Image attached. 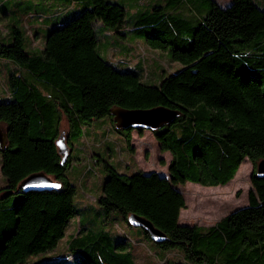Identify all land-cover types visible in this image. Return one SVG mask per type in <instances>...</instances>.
<instances>
[{
    "label": "trees",
    "instance_id": "1",
    "mask_svg": "<svg viewBox=\"0 0 264 264\" xmlns=\"http://www.w3.org/2000/svg\"><path fill=\"white\" fill-rule=\"evenodd\" d=\"M257 4L264 0H230L226 6L218 0H165L136 11L127 28L122 4L82 0L80 12L66 21L38 20L35 32L43 46L34 52L25 49L21 28L11 26L9 42L0 33V58L17 65L7 78L8 97L0 100V133L6 136L0 148V264H25L54 250L76 221L77 187L67 176L74 159L58 146L62 116L68 150L85 125L107 116L133 151L132 131L141 135L145 129L116 128L110 110L158 106L178 112L150 131L160 151L170 153L167 177L123 173L104 162L97 216L119 213L131 226L130 214L149 220L165 234L162 242L139 228L164 253L158 258L163 264H264V176L256 175L264 159V7ZM107 32L119 39L141 37L181 67L147 83L140 61L121 66L101 56L100 46L106 47L97 33ZM28 45L34 47L30 37ZM245 159L253 165L245 206L209 226L179 222L186 204L178 185H225ZM37 172L60 186L18 189ZM77 225L66 243L68 257L35 264H137L123 235L114 236L103 224L90 229L81 219Z\"/></svg>",
    "mask_w": 264,
    "mask_h": 264
},
{
    "label": "rangeland",
    "instance_id": "2",
    "mask_svg": "<svg viewBox=\"0 0 264 264\" xmlns=\"http://www.w3.org/2000/svg\"><path fill=\"white\" fill-rule=\"evenodd\" d=\"M111 1L118 2L125 7V26L129 28L133 22L132 16L136 11L145 9L152 4H163L165 0ZM218 1L221 6H226L230 0ZM257 5L264 7V4ZM81 9L82 0H76L72 4H67L65 0H0V33L7 36L11 26L21 28L25 31V49L28 52H34L37 47L43 46L42 34L35 32L38 24L41 23L38 20L47 21L50 18H56L55 20L63 22L79 13ZM6 13L8 18L4 20L2 18ZM97 35L101 44L106 47L105 50L102 46L99 48L102 57L111 59L121 66L135 65L140 61V64L145 65L147 83H157L160 76L175 72L181 67L179 63L171 62L165 52L145 45L144 39L141 37L119 39L118 36L110 32L106 33V37L101 33H97ZM7 37L5 42H9V35ZM29 37L32 39L34 47L27 46ZM124 46L127 47V50H124ZM15 66L17 67L13 61L0 58V100H5L8 97L5 92L7 78ZM158 68L159 70H157ZM110 122V118L107 116L96 119L85 125L80 133L72 138L74 147L71 157L74 160L67 176L69 181L77 187L74 201L79 213L76 216V221L70 223L64 238L58 242L54 250L38 257H31L25 264L44 263L53 257L58 259L68 257L66 243L69 236L78 230V219H81V222L90 229L94 230L103 224L102 227L114 236L123 235V238L131 242L137 264H163V260L158 258H161L164 253L159 251L148 239L146 240L141 228L129 225L119 213H111L108 218L103 215L97 216L96 210L99 206L95 202V198L101 192V185L106 175L104 162L115 166L119 172L123 173L131 174L136 170L143 172L153 170L158 174L168 175L170 153L160 151L158 142L152 136L137 141L136 130L132 131L135 140L131 142L133 151H130L124 145V138L115 132ZM59 133L61 142H66L67 122L64 116L61 119ZM65 149L68 153L67 147ZM242 163L244 169L239 174ZM242 163L234 178L225 185L206 187L191 181H187L184 185H178L177 187L183 192L186 204L185 208L180 211L179 222L209 226L222 216L245 206L248 202V191L251 188L250 175L253 165L248 159ZM3 181L4 177L0 171V184ZM87 205L90 207L89 209L80 210ZM167 256L175 257L172 252H169Z\"/></svg>",
    "mask_w": 264,
    "mask_h": 264
},
{
    "label": "water",
    "instance_id": "3",
    "mask_svg": "<svg viewBox=\"0 0 264 264\" xmlns=\"http://www.w3.org/2000/svg\"><path fill=\"white\" fill-rule=\"evenodd\" d=\"M113 116L115 127L120 129L144 128L145 130H155L161 126L171 122L178 112L170 108L158 106L150 109H125L120 107H113L110 110ZM6 144L5 134L0 133V148H3ZM59 152L65 157L67 150L65 144L58 142ZM153 171V170H152ZM162 177H167L166 174H160ZM256 175L264 176V159L260 160L256 167ZM59 183L53 181L48 175L43 172L32 173L25 177L18 189H46V188H58ZM129 222L133 226L143 227L150 235L152 240L156 242H162L165 239V234L159 229L155 228L152 223L136 214H130Z\"/></svg>",
    "mask_w": 264,
    "mask_h": 264
},
{
    "label": "crops",
    "instance_id": "4",
    "mask_svg": "<svg viewBox=\"0 0 264 264\" xmlns=\"http://www.w3.org/2000/svg\"><path fill=\"white\" fill-rule=\"evenodd\" d=\"M138 136H137V141L138 140H140V139H145L147 136H152V138H153V135H152V133L149 131V130H144L142 133H141V135H139V134H137ZM135 140V137L134 136H132V138H131V142H133ZM139 143V142H138ZM132 144V143H131ZM125 145V144H124ZM72 152V150H69L68 151V154L69 153H71ZM164 153H166V152H164ZM169 155V154H168ZM170 159H171V157H170ZM181 216V215H180ZM183 223H186V222H183Z\"/></svg>",
    "mask_w": 264,
    "mask_h": 264
},
{
    "label": "bare ground",
    "instance_id": "5",
    "mask_svg": "<svg viewBox=\"0 0 264 264\" xmlns=\"http://www.w3.org/2000/svg\"><path fill=\"white\" fill-rule=\"evenodd\" d=\"M242 169H244V164L243 163H242V166L240 167L239 174H241V171H243Z\"/></svg>",
    "mask_w": 264,
    "mask_h": 264
}]
</instances>
